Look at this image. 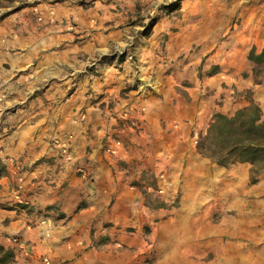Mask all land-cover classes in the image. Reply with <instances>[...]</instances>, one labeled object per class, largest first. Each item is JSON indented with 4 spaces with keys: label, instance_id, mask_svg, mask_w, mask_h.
<instances>
[{
    "label": "crops",
    "instance_id": "1",
    "mask_svg": "<svg viewBox=\"0 0 264 264\" xmlns=\"http://www.w3.org/2000/svg\"><path fill=\"white\" fill-rule=\"evenodd\" d=\"M137 6V0L0 4V199L12 191L15 198L18 165L25 178L21 201L35 205L20 218L41 211L39 225L20 238L29 257L13 251L7 264L19 256L39 264L41 255L53 264H120V255L93 241L104 224L138 221L128 208L139 194L148 213L165 207L154 208L150 192L135 188L148 183L144 171L168 167V179L182 173L183 180L198 164L226 187L224 203L233 213L223 229L248 239L226 247L246 248L251 240L258 249L252 262L225 260L264 264V171L252 182L249 163L224 167L187 145L216 113L232 116L250 99L263 108V83L254 82V68H242L235 52L195 51L201 34L190 17L162 16L149 35L138 36L127 15ZM57 136L71 137V159L59 154ZM117 143L113 157L105 147ZM151 184L155 191L161 181ZM182 199L178 226L191 207L189 192ZM254 217L259 229L251 235Z\"/></svg>",
    "mask_w": 264,
    "mask_h": 264
},
{
    "label": "rangeland",
    "instance_id": "2",
    "mask_svg": "<svg viewBox=\"0 0 264 264\" xmlns=\"http://www.w3.org/2000/svg\"><path fill=\"white\" fill-rule=\"evenodd\" d=\"M56 1L58 0H52L53 3ZM137 1V10L127 15L131 20L132 30L136 29L138 36L149 35L154 23L162 16L175 19L190 17L193 25L198 26L201 34V40L193 45L195 51L208 49L209 51L219 50L222 53L235 52L242 68L251 70L255 67L254 62L249 58L247 61L246 59L242 61L240 57L249 52L252 46H256L259 51L264 47V0ZM29 2L32 0H0V4H27ZM261 89L264 90V83ZM247 95L246 93L245 96ZM260 109L262 116L264 115V105ZM206 131L207 128L206 130L202 128L195 139L192 137L191 140H188L187 145L195 149ZM187 150L190 149L187 148ZM113 157L115 156L113 155ZM186 166L187 162L184 163V168ZM156 168L157 171L146 169L141 176L143 179H147L148 183L135 188L142 191L143 194L146 193L145 191L150 192L149 194L152 196L150 203L154 208L163 206V203L166 204L165 207L152 209L157 212L148 213L145 208V211L143 209L142 194H139L136 197L137 200L129 203L130 208H128L131 210L132 216L134 214L139 216L138 221L132 226L120 223L104 224L102 233L96 234L97 239L95 242L93 241L96 248L99 245H104V248L120 255V264H209L214 260L217 262L225 260L227 255L245 258L249 261L257 255L258 249L253 247L254 243L251 240L246 248H238L235 245H231L232 248L226 247L228 241H247L248 239L244 238L242 233L233 238L223 229L225 215L231 217L230 215L233 213L226 209L224 203L226 187L219 177L215 178L207 173L208 168L204 164H198L195 168L188 169L183 180H181L182 173L171 180L166 175L170 170L168 167L159 169L156 166ZM133 169H135L134 166ZM129 171L131 172V170ZM129 171L126 172L129 173ZM155 172L158 175H155ZM158 178L161 181V186L158 187V190L153 191L150 189L151 182L158 183ZM1 188H3V184L0 183ZM12 188L13 185H10V190ZM14 189H17L16 186ZM186 192L191 195L189 204L191 207H185V225L178 226L184 203L182 198ZM3 198H6V201L0 199V244L7 250L29 257L27 246L22 242L24 241L23 229L26 230L29 226L35 228L39 225L36 217L41 211L37 210L35 214H30L33 216L30 217L31 221L22 220L21 213H29L28 211L32 210L35 205L26 204L25 201L18 202L14 198L13 191L11 194L4 195ZM111 206L113 204H110ZM114 209L119 208L115 207ZM251 220H254L251 232L253 235L258 231L259 223L256 217ZM220 226L221 228L218 229L217 227ZM27 230L32 231L31 229ZM105 236H108L109 239L104 240ZM14 237L19 238L20 241L22 239L21 246L8 241V238ZM45 256L39 257V264H45ZM14 263L26 264L21 260V256L19 259H14L11 264Z\"/></svg>",
    "mask_w": 264,
    "mask_h": 264
},
{
    "label": "trees",
    "instance_id": "3",
    "mask_svg": "<svg viewBox=\"0 0 264 264\" xmlns=\"http://www.w3.org/2000/svg\"><path fill=\"white\" fill-rule=\"evenodd\" d=\"M248 58L255 64L254 82L264 83V49L258 53L252 47ZM197 148L203 156L224 167L249 163L250 179L256 182L257 175L264 171V121L260 107L251 99L249 106L232 116L214 114ZM13 257L12 250L0 245V264H7Z\"/></svg>",
    "mask_w": 264,
    "mask_h": 264
},
{
    "label": "built area",
    "instance_id": "4",
    "mask_svg": "<svg viewBox=\"0 0 264 264\" xmlns=\"http://www.w3.org/2000/svg\"><path fill=\"white\" fill-rule=\"evenodd\" d=\"M125 115V114H124ZM82 119H83V116H82ZM53 142L56 146L59 147V154L63 157H65L66 159H71L72 157V154H71V137L70 136H63V137H55L53 139ZM118 145H120V143H117L116 147L112 148L110 146L106 147L105 148V151L109 154H117L118 153ZM12 161V160H11ZM14 171H16V173H18L17 177H18V186H17V189H16V193H15V199L16 200H19L20 202L21 201V197H22V194H23V191H24V182H25V178L23 176V173L22 171L20 170V167H18V165H16L14 167ZM44 224L46 222H43ZM8 241L10 243H14V244H18L19 246H21V241L19 240V238L17 237H14V238H8ZM44 262L45 264H53V262L47 257L45 256L44 257Z\"/></svg>",
    "mask_w": 264,
    "mask_h": 264
},
{
    "label": "bare ground",
    "instance_id": "5",
    "mask_svg": "<svg viewBox=\"0 0 264 264\" xmlns=\"http://www.w3.org/2000/svg\"><path fill=\"white\" fill-rule=\"evenodd\" d=\"M221 264H228V262L226 260L222 261Z\"/></svg>",
    "mask_w": 264,
    "mask_h": 264
}]
</instances>
